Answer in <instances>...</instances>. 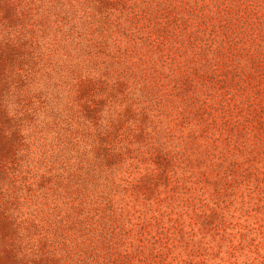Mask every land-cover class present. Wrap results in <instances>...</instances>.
<instances>
[{
	"label": "rangeland",
	"instance_id": "374dc122",
	"mask_svg": "<svg viewBox=\"0 0 264 264\" xmlns=\"http://www.w3.org/2000/svg\"><path fill=\"white\" fill-rule=\"evenodd\" d=\"M0 264H264V0H0Z\"/></svg>",
	"mask_w": 264,
	"mask_h": 264
}]
</instances>
